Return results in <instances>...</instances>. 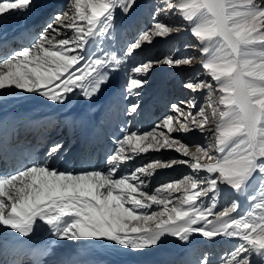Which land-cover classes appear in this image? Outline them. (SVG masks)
Listing matches in <instances>:
<instances>
[{
  "label": "snow or ice",
  "instance_id": "6c2138e0",
  "mask_svg": "<svg viewBox=\"0 0 264 264\" xmlns=\"http://www.w3.org/2000/svg\"><path fill=\"white\" fill-rule=\"evenodd\" d=\"M148 23L123 47L114 46L118 16L140 0H67L42 30L21 34L30 45L0 56V112L17 103L67 108L116 95L130 101L102 159L67 163L66 143L38 155L13 138L0 141V250L31 255L33 237L51 236L84 250L100 245L146 254L171 243L206 248L193 264H264V0H149ZM39 0H0V25L28 16ZM187 35L183 50L128 61L158 40ZM4 43H7L5 41ZM158 66L192 71L185 95L170 102L150 130L129 124L141 112L147 77ZM122 77V79H121ZM47 119V118H45ZM0 116V125L4 124ZM63 123H89L86 114ZM56 120L53 127H61ZM174 153L123 171L142 154ZM9 157H16L8 163ZM181 178L152 185L161 170ZM226 201V203L224 202ZM12 264H23L15 260ZM94 264V262H85Z\"/></svg>",
  "mask_w": 264,
  "mask_h": 264
},
{
  "label": "bare ground",
  "instance_id": "6f19581e",
  "mask_svg": "<svg viewBox=\"0 0 264 264\" xmlns=\"http://www.w3.org/2000/svg\"><path fill=\"white\" fill-rule=\"evenodd\" d=\"M31 15L32 13L26 18L14 16L11 20H9L8 23L0 25V49L2 48L0 50L1 53L5 54L4 49L9 45L10 42H12L15 46H18L19 44L17 45L16 43L18 39L16 38L21 37L22 33H25L26 30H29L31 27H33L32 25L37 24L36 21L38 20V13L36 16ZM16 33L19 34L15 36V39L13 38V41L6 40L7 37L10 35H15ZM26 39L27 38L21 37L20 40L23 42ZM4 41H7V43H4ZM15 46H12L11 49H16ZM105 100L107 104L111 101V99L107 96L105 97ZM101 102V109L105 108V103ZM150 102L160 105L153 100L146 103L149 104ZM121 106V103L117 105L114 104L113 108L111 109V113L114 114V110H119ZM97 107L98 102H96L95 105L88 107L78 104L75 99L73 100L72 104L68 105L67 108H60L55 106L41 105L38 101H22L17 103L13 97H8L6 106L4 107L3 111L0 112V116L8 115L11 124H13L16 140H21L18 139L19 137H23L25 139L26 135L28 134L25 132L26 127L30 126L35 127L34 129H36L38 133L48 135V140L46 143H44L45 147L53 142L60 141L67 143L68 141L72 140L73 137L77 138L75 145L72 147L73 149L68 151L66 155L67 163H59L56 165L58 167H69V164L72 162L73 158V165L77 166V163L80 165L81 161H86L85 154L90 153L93 156L98 155V157H100L101 155L104 156L105 152L111 148L112 141L109 139V137H111L112 134L117 131H115V129L113 130L111 123L107 124V128L105 126L107 131L103 130V121H101L102 117H99V115L95 113ZM66 114H68L69 120H72L73 117L80 116L81 114H86L89 123L83 126H81L79 123H77L75 126H69L68 124L63 123V118ZM58 119L62 121L61 127H57L56 129L49 131V125ZM109 127L112 129L109 130ZM142 130L147 131V126H144ZM108 141H110V144ZM134 162L136 161L129 162L123 171H130L134 167ZM35 241H37L40 245L38 248H36L38 252L35 253H46V255L40 256L43 264H85V262H94V264H193L195 260V251L199 247L203 246L206 248L217 249L221 245H227V247L231 248L230 242H221L215 246H206L199 242H194L193 245L188 248H181L177 245L168 243L162 248L150 253L131 254L120 249L112 250L104 246L95 245L90 246L91 251L86 253L79 247L72 246L66 242H59L55 238L47 235L42 237H33L31 243ZM30 244L28 246H30ZM29 249L31 250L32 248ZM10 253L11 252L8 254ZM8 254H5L3 250H0V260L4 259ZM22 256L25 257L23 259V264H31V255L22 254Z\"/></svg>",
  "mask_w": 264,
  "mask_h": 264
},
{
  "label": "rangeland",
  "instance_id": "374dc122",
  "mask_svg": "<svg viewBox=\"0 0 264 264\" xmlns=\"http://www.w3.org/2000/svg\"><path fill=\"white\" fill-rule=\"evenodd\" d=\"M66 3H67V0H39L37 8L32 12V15H31V16L33 15L36 16V14L38 13V16H37L38 20L36 21L37 24L34 25V27L36 28L31 27L29 29L31 30L32 35L38 34L52 15L64 10ZM150 11H151V3L149 2V0H140V7H138L131 16L129 17L118 16V19L116 22L117 26L115 29V37H114L116 40V44L114 46L123 47L143 27H145L148 23V16H149ZM21 17L26 18L27 16H21ZM33 28L35 31L33 30ZM17 34L19 33H16L15 35H10L9 37H7L6 40L13 41L16 38L15 36ZM16 39H18L16 43L17 45L18 44L19 45L15 46L12 42H10L9 45L6 46V48L4 49L5 54L0 52V56L6 55L8 52L13 50L11 49L12 46H15L16 49H20V48L27 47L30 45L29 39H26L23 42L20 40L21 37H17ZM187 39H188L187 35L182 33L179 36H175L167 40H158L150 48H146L143 51H139L134 57L130 58L128 61V66L129 67L134 66L140 61L147 60V59H157L163 56L165 53L172 50L173 48H180L181 49L180 54H187V52L183 50V44L187 42ZM190 71L192 70L188 68L175 69V68H169L166 66H158L154 68L151 74L147 77L148 83L144 87V90L142 93V97L140 101L141 102V112L135 118V121L128 125L129 127H131L130 129L134 130L136 127H139L141 131H143L142 128L144 126H147V130H150L151 126L153 125V122L156 121L159 117H161V115L166 111V106L170 102H176L177 100H179L185 95L184 90L181 87V84L183 80L186 78V76L190 73ZM110 99L111 101L108 104L106 103L105 98H101L100 101H97L98 107L96 108L95 113L99 115V117H102L101 121H103L102 122L103 130H106L107 124L111 123L112 126L111 125L110 126L113 128V130L115 129V131H118L119 128L122 126V122L124 120V117L120 114L121 110L130 101H125L121 99L119 91H117L116 95L110 97ZM152 100L159 103L160 105H157L154 102H150L149 104L146 103ZM100 102L105 103L104 104L105 108L101 109ZM119 103H121L122 106L120 107L119 110L115 109L114 110L115 113L112 114L111 109L113 108V105L114 104L117 105ZM54 123L55 122H52V124L49 125L48 127L49 131L57 128V127L52 126ZM112 128L109 127L108 129L110 130ZM44 136L46 137V139L48 138V135L44 134ZM76 140L77 138L73 137L72 140L66 143L67 148L69 149L68 151H71L73 149L72 147L75 145ZM108 143L110 144V141H108ZM112 147H113V144L111 145V148ZM67 153H65V155H67ZM173 155L174 153L167 152V151L162 152V153L142 154L140 158H137L135 160L136 162H134V167L138 166L142 162L146 163L149 160H152L155 158L169 159ZM94 156L91 155V158H94ZM97 160L99 159L97 158ZM59 163H61V161L57 160L56 165ZM186 171L187 170L183 167H175V168L168 169V170H161L159 174L153 178L152 185H156V184L168 181V180L179 179L182 177V175L186 173ZM224 202L226 203V201ZM202 247H199L196 249L195 256H194L195 259L200 255L202 251L206 250L205 249L206 247H203V248ZM228 249H230V247H227V245H221L219 248L212 249V250L216 253H220ZM24 258L25 257H23V259Z\"/></svg>",
  "mask_w": 264,
  "mask_h": 264
}]
</instances>
